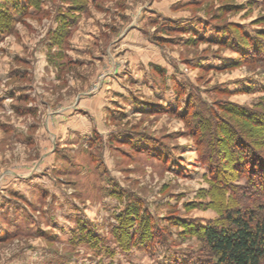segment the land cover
Wrapping results in <instances>:
<instances>
[{
  "label": "rangeland",
  "instance_id": "obj_1",
  "mask_svg": "<svg viewBox=\"0 0 264 264\" xmlns=\"http://www.w3.org/2000/svg\"><path fill=\"white\" fill-rule=\"evenodd\" d=\"M261 45L264 0H0V264H209Z\"/></svg>",
  "mask_w": 264,
  "mask_h": 264
},
{
  "label": "trees",
  "instance_id": "obj_2",
  "mask_svg": "<svg viewBox=\"0 0 264 264\" xmlns=\"http://www.w3.org/2000/svg\"><path fill=\"white\" fill-rule=\"evenodd\" d=\"M219 38L221 39L218 41L223 40L222 37ZM223 41H227V38ZM261 49L264 52L263 45L258 46L257 50ZM258 115V118H261L256 123L262 127L264 126V113H258ZM245 125L244 122L240 123L243 130ZM250 128L248 129L251 130ZM206 129L208 130L207 127L204 130ZM234 130L232 127L231 135ZM234 132H237L240 137L239 141L238 137L236 139L234 137V141L239 144H241L240 142L245 144L246 139H249V137H243L242 132L239 133L238 130ZM262 139L264 141V135ZM249 144L250 150L244 149L238 154L241 155L239 158L243 157L245 163V170L239 174V176L244 175L247 181L244 195L251 189L254 191L262 189L264 192V150L255 142L250 143L249 141ZM217 148L219 146L214 144L216 151ZM218 178L215 177L217 180ZM124 225L118 233L120 237L122 236L120 240L121 242H130L133 239H129L127 225ZM200 230H202V240L206 246L209 264H264V203H229L224 207L222 223L209 221L201 225Z\"/></svg>",
  "mask_w": 264,
  "mask_h": 264
},
{
  "label": "crops",
  "instance_id": "obj_3",
  "mask_svg": "<svg viewBox=\"0 0 264 264\" xmlns=\"http://www.w3.org/2000/svg\"><path fill=\"white\" fill-rule=\"evenodd\" d=\"M118 72H119V73H118ZM117 73H118V75H119V76L122 74V73L120 72V70H119V69H117ZM115 90H116L115 92H120V93L122 92V91H121V90H119V89H115ZM88 125H89V124H86V125H84V126L82 125V126H83L84 128H87V127H88ZM82 126H79V128H81ZM84 128H83V129H84Z\"/></svg>",
  "mask_w": 264,
  "mask_h": 264
}]
</instances>
